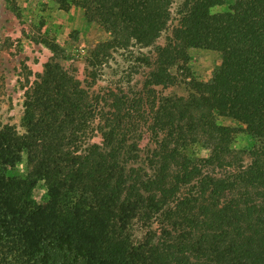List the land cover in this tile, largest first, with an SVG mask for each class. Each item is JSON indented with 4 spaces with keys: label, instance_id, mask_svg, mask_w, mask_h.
I'll return each mask as SVG.
<instances>
[{
    "label": "trees",
    "instance_id": "16d2710c",
    "mask_svg": "<svg viewBox=\"0 0 264 264\" xmlns=\"http://www.w3.org/2000/svg\"><path fill=\"white\" fill-rule=\"evenodd\" d=\"M52 1L110 34L93 49V82L111 50L155 44L172 2ZM227 1L183 2L146 94L90 92L46 44L42 72L22 84L20 129L0 124V264H264V0L210 12ZM190 49L220 54L211 81L192 82L187 97L157 95ZM238 130L257 143L233 149ZM23 155L26 175L7 176ZM39 182L43 205L32 197Z\"/></svg>",
    "mask_w": 264,
    "mask_h": 264
},
{
    "label": "rangeland",
    "instance_id": "374dc122",
    "mask_svg": "<svg viewBox=\"0 0 264 264\" xmlns=\"http://www.w3.org/2000/svg\"><path fill=\"white\" fill-rule=\"evenodd\" d=\"M14 1V2H12ZM185 0H172L170 19L166 29L151 47L132 44L125 49H113L97 69L99 75L91 81L90 64L96 45L110 38L99 24L88 22L84 12L72 7L64 12L52 0H0V124L14 125L18 129L23 113L22 84L30 75L34 80L41 73L43 65L51 56L47 43L59 46V59L93 93H103L109 89L121 88L127 92H143L149 72L153 68L156 47L164 46L172 36V30L180 19V7ZM234 2L228 0L224 5L210 9L212 14L228 11ZM221 63L219 53L203 49H190L187 61H179L169 68L174 82L165 87H155L157 95H177L187 97L193 92L192 82L208 83ZM216 122L222 126L240 129L238 122L217 116ZM257 143L256 139L238 130L231 147L247 151ZM149 142H141L146 154ZM192 151L205 157L207 151L194 146ZM248 162V158H245ZM27 172L26 156H22L15 168L7 170V176L24 177ZM36 204L43 205L46 200L45 186L39 182L32 191ZM145 229L135 225L134 237L141 239Z\"/></svg>",
    "mask_w": 264,
    "mask_h": 264
}]
</instances>
